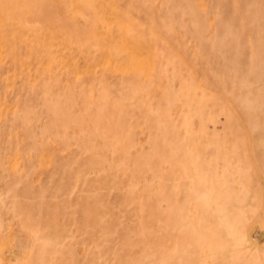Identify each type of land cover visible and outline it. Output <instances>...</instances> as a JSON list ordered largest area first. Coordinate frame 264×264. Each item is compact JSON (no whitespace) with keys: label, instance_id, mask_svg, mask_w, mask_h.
<instances>
[{"label":"rangeland","instance_id":"1","mask_svg":"<svg viewBox=\"0 0 264 264\" xmlns=\"http://www.w3.org/2000/svg\"><path fill=\"white\" fill-rule=\"evenodd\" d=\"M0 264H264V0H0Z\"/></svg>","mask_w":264,"mask_h":264}]
</instances>
